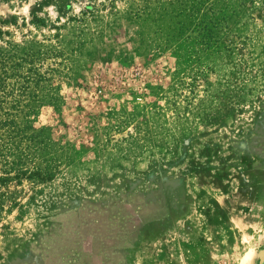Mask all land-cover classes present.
I'll return each mask as SVG.
<instances>
[{"label": "rangeland", "instance_id": "374dc122", "mask_svg": "<svg viewBox=\"0 0 264 264\" xmlns=\"http://www.w3.org/2000/svg\"><path fill=\"white\" fill-rule=\"evenodd\" d=\"M0 264H264V0H0Z\"/></svg>", "mask_w": 264, "mask_h": 264}]
</instances>
